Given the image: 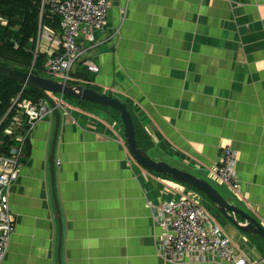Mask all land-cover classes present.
<instances>
[{
  "label": "crops",
  "instance_id": "obj_1",
  "mask_svg": "<svg viewBox=\"0 0 264 264\" xmlns=\"http://www.w3.org/2000/svg\"><path fill=\"white\" fill-rule=\"evenodd\" d=\"M109 1L106 28L79 38L77 77L130 108L152 158L222 186L264 227V0ZM40 10L32 65L40 44L62 39L60 22L43 19L48 0ZM14 115H0L1 139ZM225 146L238 154L239 193L215 177ZM28 148L10 190L17 228L2 264H173L160 255L165 231L149 205L189 189L136 163L114 114L70 102L39 123ZM202 206L241 255L261 263L263 245L209 200ZM177 264L226 263L207 254Z\"/></svg>",
  "mask_w": 264,
  "mask_h": 264
},
{
  "label": "built area",
  "instance_id": "obj_2",
  "mask_svg": "<svg viewBox=\"0 0 264 264\" xmlns=\"http://www.w3.org/2000/svg\"><path fill=\"white\" fill-rule=\"evenodd\" d=\"M51 13L60 19L62 39L59 44L44 49L42 44L35 53L46 54V71L58 79L72 80V70L84 56L86 49L79 38L94 40L95 30H104L108 24L109 0H48ZM1 23L7 24L2 19ZM45 40V39H43ZM56 106L41 99L34 101L23 97L21 91L11 101L13 129L5 130L9 137L0 138V264L7 257L12 235L16 231V217L10 207V190L19 179L23 158L31 134L46 117L55 110L66 111L62 97L54 98ZM215 177L220 184L235 193L241 190L238 174V154L231 146L222 148L221 159L215 168ZM186 189V188H184ZM201 196L195 191L184 190L178 198L155 207L150 204L155 223L164 229L161 257L166 263H182L212 255L227 264H253L239 254L221 228L213 224L201 206Z\"/></svg>",
  "mask_w": 264,
  "mask_h": 264
},
{
  "label": "water",
  "instance_id": "obj_3",
  "mask_svg": "<svg viewBox=\"0 0 264 264\" xmlns=\"http://www.w3.org/2000/svg\"><path fill=\"white\" fill-rule=\"evenodd\" d=\"M0 76L9 78L21 83L24 87L35 88L49 101V93L69 96L96 105H101L116 110L120 115L125 128V137L129 154L136 163L146 170L171 176L175 181L196 189L215 205L220 214L225 217L237 230L247 235L264 239L263 225L247 211L225 198L221 192L208 181L196 176L185 169H180L170 165L165 161H157L150 154L139 146L136 138L135 122L129 107L121 100L110 94L102 93L98 90L85 87V85H73L63 81H57L45 77H40L28 71H20L11 67L0 65ZM57 114L59 111L57 110ZM59 124L56 126V133L53 142V151L57 142ZM54 155L51 160L53 161Z\"/></svg>",
  "mask_w": 264,
  "mask_h": 264
},
{
  "label": "trees",
  "instance_id": "obj_4",
  "mask_svg": "<svg viewBox=\"0 0 264 264\" xmlns=\"http://www.w3.org/2000/svg\"><path fill=\"white\" fill-rule=\"evenodd\" d=\"M41 1L42 0H0V15L6 17L9 20V24L7 27H0V65L11 67L25 72H28L31 68L34 59L32 52L35 49V41L39 31ZM46 15L54 19V22H60L59 19L54 18L49 11H47V14L45 12L43 19L46 18ZM14 26H18L19 29L14 30L12 28ZM45 63L46 56L42 55L40 58L37 59V63L34 66L33 73L37 76L44 77L41 75V73H46L44 69ZM76 72L74 71L72 73L73 79L69 81V83L73 85H85L84 81L77 77L78 74ZM85 87L98 90L88 85H85ZM21 91H23V97L27 99L37 101L39 99L44 98V95L35 88L29 86L24 87L19 82L0 76V115L2 113H5L11 107L12 99L15 98ZM64 99L76 103V105L79 107L80 105H83L88 108H100L107 112H110L114 114L124 126L121 119V115L114 109L89 103L80 99H75L69 96H64ZM130 112L132 113L131 110ZM132 116L135 121L136 138L139 143V146L148 152V147H144L143 145L144 143H150V140L149 138L144 136L142 131L139 129V125L135 116L133 114ZM1 150L6 151L7 145L5 144ZM28 154L29 148H27L26 155ZM155 173L172 179L171 176H167L157 172ZM185 186L188 187V189L197 191L192 187H189L187 185ZM199 193L202 195L203 198L209 200L205 196V194L201 192ZM244 234L247 235L246 233ZM248 236L257 246L261 247V245L264 244V239L250 235Z\"/></svg>",
  "mask_w": 264,
  "mask_h": 264
},
{
  "label": "rangeland",
  "instance_id": "obj_5",
  "mask_svg": "<svg viewBox=\"0 0 264 264\" xmlns=\"http://www.w3.org/2000/svg\"><path fill=\"white\" fill-rule=\"evenodd\" d=\"M83 60V59H82ZM81 61L79 60L78 62H77V64H76V66L78 65V63H80ZM75 66V67H76ZM75 71V68L73 69V71H72V73ZM41 75L42 76H44V77H48V78H51V79H54V80H58V81H60V79H58L57 77H55V76H53V75H49V74H47V73H41ZM39 100H41V99H39ZM38 100V101H39ZM65 104H67V105H70V101L69 100H66L65 99ZM133 117V116H132ZM134 120V119H133ZM135 122V121H134ZM131 156V155H130ZM132 157V156H131ZM133 158V157H132ZM194 173V172H193ZM194 174H196V173H194ZM212 184H214V186L221 192V194H223V196L225 197V198H228V199H231V202L232 203H234L235 205H237V206H239V207H241V205L239 204V202L232 196V195H230V193H228V191L225 189V188H223L222 186H220V185H218V184H216V183H214V182H211ZM170 201V200H169ZM166 202H168V201H166ZM207 203H208V201H206ZM150 206V205H149ZM154 206V205H153ZM203 206L205 207V202H204V204H203ZM155 207H157V206H155ZM242 208V207H241ZM206 209V208H205ZM243 209V208H242ZM12 211V210H11ZM207 211H209L208 209H207ZM209 213V212H208ZM14 214V213H13ZM208 215H210V214H208ZM211 216V215H210ZM209 216V217H210ZM211 218V217H210ZM16 221H17V218H16ZM213 221V220H212ZM218 224L221 226V228H222V230H223V233L225 234V235H227L226 233H225V227H224V223L223 222H218ZM17 228V227H16ZM263 246H264V244H263ZM250 258V257H249ZM256 258L257 257H252V259H254V260H256ZM251 259V260H252ZM261 263L260 264H264V258H261V261H260ZM256 263H258V262H256Z\"/></svg>",
  "mask_w": 264,
  "mask_h": 264
},
{
  "label": "clouds",
  "instance_id": "obj_6",
  "mask_svg": "<svg viewBox=\"0 0 264 264\" xmlns=\"http://www.w3.org/2000/svg\"><path fill=\"white\" fill-rule=\"evenodd\" d=\"M51 11V10H50ZM51 13V12H50ZM52 14V13H51ZM52 16L54 17V18H58V17H56V16H54L53 14H52ZM59 19V18H58ZM59 21H60V19H59ZM61 25V24H60ZM35 54V53H34ZM42 55H45L46 56V60H47V55L44 53H42V54H40L39 55V57L38 58H40ZM37 58V59H38ZM37 59H35V63L31 66V68L29 69V71L30 72H32L33 73V69H34V66H35V64L37 63ZM83 59V58H82ZM82 59H80V61L82 60ZM46 64V63H45ZM77 64V63H76ZM76 66V65H75ZM75 66H74V68H75ZM73 68V69H74ZM45 71H46V68H45ZM73 71V70H72ZM46 73L47 74H49L47 71H46ZM50 75V74H49ZM71 76H72V73H71ZM48 78V77H47ZM49 79H51V78H49ZM72 79H73V77H72ZM58 81V80H57ZM60 81H62V80H60ZM64 82V81H63ZM65 83H69V81L68 82H65ZM49 95H50V97H51V100L52 101H49L47 98H42V99H45V100H47L49 103H50V105L51 106H56V104H55V102H54V98H56V97H62V99H63V105L65 106V108H66V111H63V110H58V108L55 110V112H53L51 115H53L54 113H57V110L59 111V113L60 112H67V108H68V105L67 104H65V99H64V96L63 95H59V94H54V93H49ZM38 101V100H37ZM50 115V116H51ZM49 117V116H48ZM47 118V117H46ZM45 118V119H46ZM31 138V137H30ZM30 138H29V141H30ZM3 141H4V145L6 144V141H7V139H3ZM127 144V143H126ZM28 145H29V142H28ZM28 145H27V148H28ZM27 148H26V150H27ZM179 183V182H178ZM184 185V184H183ZM214 186V185H213ZM215 187V186H214ZM185 188V187H184ZM189 191H195V190H191V189H189ZM195 192H197V193H199L198 191H195ZM200 194V193H199ZM200 196H201V199L203 198L202 197V195L200 194ZM201 206H202V202H201ZM202 208H203V206H202ZM204 209V208H203ZM204 211H205V209H204ZM205 213H206V211H205ZM207 214V213H206ZM208 216V215H207ZM208 218H209V216H208ZM210 219V218H209ZM210 221L212 222V220L210 219ZM213 223V222H212ZM213 224H215V223H213ZM215 225H217V224H215ZM217 226H219V225H217ZM220 227V226H219ZM221 228V227H220ZM221 230H222V228H221ZM222 232H223V230H222ZM243 233V232H242ZM224 234V233H223ZM225 235V234H224ZM226 237V236H225ZM230 240V239H229ZM230 243H231V241H230ZM231 246H232V244H231ZM236 250V249H235ZM237 251V250H236ZM238 252V251H237ZM239 253V252H238ZM239 254H241V253H239ZM217 258V257H216ZM220 260V259H219ZM164 261V260H163ZM165 262V261H164ZM166 263V262H165ZM225 263V262H224ZM173 264H177V263H173ZM227 264V263H226Z\"/></svg>",
  "mask_w": 264,
  "mask_h": 264
}]
</instances>
